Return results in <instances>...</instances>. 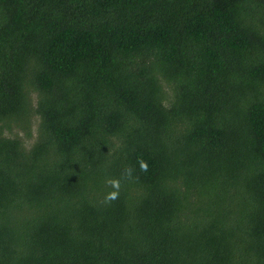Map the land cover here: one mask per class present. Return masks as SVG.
I'll use <instances>...</instances> for the list:
<instances>
[{"label":"trees","instance_id":"trees-1","mask_svg":"<svg viewBox=\"0 0 264 264\" xmlns=\"http://www.w3.org/2000/svg\"><path fill=\"white\" fill-rule=\"evenodd\" d=\"M0 264H264V0H0Z\"/></svg>","mask_w":264,"mask_h":264},{"label":"clouds","instance_id":"clouds-1","mask_svg":"<svg viewBox=\"0 0 264 264\" xmlns=\"http://www.w3.org/2000/svg\"><path fill=\"white\" fill-rule=\"evenodd\" d=\"M139 168L142 172H147L148 171V164L144 160L139 161ZM133 169L128 168L125 170V177L126 178H131ZM106 185L112 189V191L108 192L105 194V202L110 203L116 199L119 198V192H120V187H121V181L118 178H109L105 181Z\"/></svg>","mask_w":264,"mask_h":264},{"label":"rangeland","instance_id":"rangeland-1","mask_svg":"<svg viewBox=\"0 0 264 264\" xmlns=\"http://www.w3.org/2000/svg\"><path fill=\"white\" fill-rule=\"evenodd\" d=\"M15 131H17V130H15ZM33 131H34V135H35V131H36V126H35V125L33 126ZM19 133H20V135H21V136H23V135H24V133H23V132H19Z\"/></svg>","mask_w":264,"mask_h":264}]
</instances>
